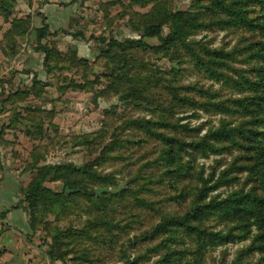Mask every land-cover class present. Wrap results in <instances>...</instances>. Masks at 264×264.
<instances>
[{
    "label": "rangeland",
    "instance_id": "rangeland-1",
    "mask_svg": "<svg viewBox=\"0 0 264 264\" xmlns=\"http://www.w3.org/2000/svg\"><path fill=\"white\" fill-rule=\"evenodd\" d=\"M175 20L185 32L171 40ZM223 123L240 134L219 152L188 146ZM45 176L50 192L30 203ZM202 180L205 202L264 195V0H0V197L49 259L264 264L255 218L205 220L237 238L202 251L181 226L155 233L191 212Z\"/></svg>",
    "mask_w": 264,
    "mask_h": 264
},
{
    "label": "trees",
    "instance_id": "trees-1",
    "mask_svg": "<svg viewBox=\"0 0 264 264\" xmlns=\"http://www.w3.org/2000/svg\"><path fill=\"white\" fill-rule=\"evenodd\" d=\"M184 13L180 12L177 13V16L181 22L184 20ZM178 20H175L173 24V30L171 33V40H178L181 36L184 34V25L178 24ZM178 24V25H177ZM183 30V31H182ZM39 37L43 38L46 35V29L41 30V33L39 31ZM120 44V43H118ZM143 46V43L141 41H129L125 44H122L123 47H137V46ZM45 53H50L49 49H45ZM226 124H222L220 129H217L214 134L211 135V138H213L214 143H211L208 138L209 136L202 138L201 141H197L196 143H193L191 145H188L190 147H193V149L201 150L202 152L206 153L207 150H211L213 152H219L220 148L216 146V141H222L226 139H230L231 141H234V137L237 134H240V129H237L236 127L231 128L229 126H224ZM168 141L176 147H183L187 146L186 143L181 142L180 140L172 137L168 139ZM181 143V144H180ZM59 168V167H58ZM56 170V169H53ZM46 176L43 177V180L41 181H35L30 186L29 191L27 192V201H30V203H35L43 198H45V195L47 192H50V189L45 187L43 185V181L45 180ZM205 181L202 180L203 186L201 189H198L196 196L194 199L191 200V212L187 213L186 216L183 218V220L178 221L175 219L169 218V221H163V223L159 224L156 227L155 233L157 234H165L168 232H173L178 229V226H181L182 229L186 231L187 234L193 236H197L199 240V251H202L204 248H206L205 239L209 238L212 240V244H221V243H227L235 238L236 236H233L231 234V230L227 234H223L222 232H211L206 229H203L201 226L202 223L209 219L212 216H215L218 213H222L225 215V217H237L243 219H249V218H255V220L259 224L260 231L261 229H264V195H257L253 192L250 193H243V192H234L231 193L227 198L218 200L216 198H213L210 200V202H205L206 196V188H205ZM72 188V187H70ZM89 195H96L95 191H91ZM108 195H111L112 197L115 196H121L120 193L118 194H109L104 193L103 195H96L98 200L101 203H104L107 199H109ZM242 226V225H241ZM180 229V228H179ZM263 237H258L259 241ZM203 242V243H202ZM262 248V247H261ZM50 256L51 261L56 260H63L61 257H56L53 253H48Z\"/></svg>",
    "mask_w": 264,
    "mask_h": 264
},
{
    "label": "crops",
    "instance_id": "crops-1",
    "mask_svg": "<svg viewBox=\"0 0 264 264\" xmlns=\"http://www.w3.org/2000/svg\"><path fill=\"white\" fill-rule=\"evenodd\" d=\"M12 200L0 197V264H63L52 262L46 250L31 241L29 218L21 210H10Z\"/></svg>",
    "mask_w": 264,
    "mask_h": 264
},
{
    "label": "water",
    "instance_id": "water-1",
    "mask_svg": "<svg viewBox=\"0 0 264 264\" xmlns=\"http://www.w3.org/2000/svg\"><path fill=\"white\" fill-rule=\"evenodd\" d=\"M124 188L120 187L119 189H109V188H98L96 189L95 193L96 195L100 196L103 195L104 193H109V194H118L120 193ZM67 193H72L73 191L70 189H66Z\"/></svg>",
    "mask_w": 264,
    "mask_h": 264
}]
</instances>
